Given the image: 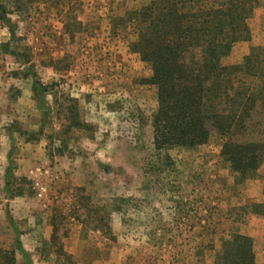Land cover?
I'll return each instance as SVG.
<instances>
[{
	"label": "rangeland",
	"instance_id": "1",
	"mask_svg": "<svg viewBox=\"0 0 264 264\" xmlns=\"http://www.w3.org/2000/svg\"><path fill=\"white\" fill-rule=\"evenodd\" d=\"M0 1L16 33L0 21V247L17 264H215L238 236L264 264V161L239 175L214 128L196 146L156 143L137 18L192 14L197 0ZM248 27L222 66L264 45V0Z\"/></svg>",
	"mask_w": 264,
	"mask_h": 264
},
{
	"label": "trees",
	"instance_id": "2",
	"mask_svg": "<svg viewBox=\"0 0 264 264\" xmlns=\"http://www.w3.org/2000/svg\"><path fill=\"white\" fill-rule=\"evenodd\" d=\"M184 3L192 2L169 4ZM257 3L197 0L190 7L196 9L192 14L183 12L177 17V7L171 17L162 13L160 17L152 14L137 18L141 30L138 46L143 58L153 64L159 85L157 145L196 146L207 141L214 128L224 139L223 159L243 177L256 172L264 161V45L253 47L242 64L224 67L221 58L233 42L246 32L249 35L248 19ZM1 9L0 1V21L14 38L15 25ZM149 20L153 31L146 34L145 30L152 29L147 26ZM161 29L171 30L163 34ZM158 40L164 43L159 44L160 48L153 47ZM187 51L194 52L191 62ZM24 62L29 63L27 59ZM34 85L43 99L45 87L37 79ZM253 134L255 139L246 138ZM255 209L264 215V203L256 204ZM236 240L225 241L224 252L215 264H255L250 239L238 236ZM16 245L24 252L19 236ZM15 254L13 249L0 247V264H17Z\"/></svg>",
	"mask_w": 264,
	"mask_h": 264
}]
</instances>
